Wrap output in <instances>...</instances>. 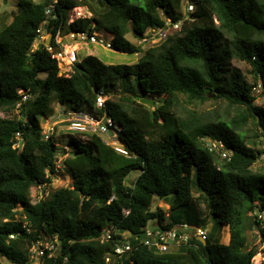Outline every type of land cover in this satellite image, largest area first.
Instances as JSON below:
<instances>
[{"label":"trees","instance_id":"trees-1","mask_svg":"<svg viewBox=\"0 0 264 264\" xmlns=\"http://www.w3.org/2000/svg\"><path fill=\"white\" fill-rule=\"evenodd\" d=\"M191 1L196 9L185 17L184 0H59L51 32L60 25L65 32L98 30L113 37V49L142 53L134 63L110 64L86 55L68 76L59 75L43 43L32 51L49 2L18 1L12 22L0 30V112L20 111L0 116V264L3 258L29 264L33 243L54 234L59 245L44 264H111L107 255L126 240L133 250L122 264H252L259 247L248 246L250 231L258 230L264 240L257 219L264 210V172L253 166L264 152L249 143L246 132L252 125L255 138L264 139V106L256 104L254 93L259 83L264 86V0ZM77 6H89L92 16L68 24L66 12ZM167 19L184 20L157 45L143 50L128 38L131 33L142 39L167 26ZM235 56L251 66L254 84L232 66ZM42 71H48L43 82ZM131 77L135 89L118 96L120 81ZM21 89L31 96L17 109ZM101 92L112 95L105 110L122 127L131 156L99 134L84 140L72 135L73 149L45 137L40 116L51 117L57 104L75 110L87 105L101 114L105 110L96 105ZM210 94L236 110L233 115L210 120L181 100L203 103ZM154 96L161 101L140 102ZM209 140L222 141L229 156L211 150ZM59 153L67 155L63 163L72 184L39 199V185L53 183ZM135 169L140 174L129 184ZM195 191L207 215L221 227L229 225L230 242L191 238L169 252L145 245L149 222L167 219L165 209L153 208L155 200L172 196L171 228L188 222L180 212L198 200ZM109 228L115 232L103 240Z\"/></svg>","mask_w":264,"mask_h":264},{"label":"built area","instance_id":"built-area-1","mask_svg":"<svg viewBox=\"0 0 264 264\" xmlns=\"http://www.w3.org/2000/svg\"><path fill=\"white\" fill-rule=\"evenodd\" d=\"M59 0H51L45 9L46 18L42 24L37 29V37L35 39L33 47L37 49L41 43L47 47V51L51 54L52 58L55 59L59 67V75L68 76L75 71V67L78 63H81L84 57L81 56L80 45L81 44H94L100 43L106 49H113L112 40L113 37L110 35L109 38L106 37L105 33L98 30L94 31H69L65 32L62 25L56 28L55 33L51 32L48 28L53 19H56V7ZM84 7L77 6L70 10H74L75 14L68 19V24L79 18L90 17L85 13ZM87 8V7H86ZM196 9L194 2L191 0H184V13L185 17ZM88 10V8H87ZM184 17V18H185ZM184 20V19H183ZM183 20L179 22H173L171 19H167V26L164 28H159L154 32H147L142 39H140V44H154L160 40L166 39L168 37L167 32L170 29L179 30L181 28ZM51 35V40L49 44H46L48 37ZM35 49L32 48V51ZM22 95V101L17 104V109H20L22 102L26 101L31 95H29L25 90H19ZM111 95L105 94L103 92L99 93L96 99V105L98 109L105 110L107 107V101ZM65 118L64 121L69 123L68 128L75 134H81L82 136H87V139L92 134H99L102 137L107 136V140L104 139L108 144L112 145L115 150L123 155L131 156L130 151L126 148L125 144L122 142V127L115 121V119L110 116L105 110L103 113L95 114L92 112H86L83 109H64L61 113ZM48 131L45 134L46 138L52 136V131ZM17 137L20 140L21 134L18 132ZM81 136L78 135V138ZM83 139V137H81ZM84 140V139H83ZM19 144V143H18ZM208 146L211 150H217L222 157H228L229 153L224 150V143L222 141L209 140ZM68 147V146H67ZM60 158V157H59ZM63 163V159L58 162L57 172L59 171V163ZM52 184L43 183L40 184L39 189V199H45L47 195V189ZM257 219L264 226V210L257 213ZM168 220L156 223L153 226L147 225L145 228L146 237L142 241L145 245L155 249L159 252H169L174 248L182 246L190 241L191 238H197L202 242H207L209 239V230L204 226L192 227L189 222H180L175 226L169 228L167 227ZM113 231L115 229L109 228L102 236L103 240H109L112 237ZM131 234H125V237H130ZM261 236V234H260ZM262 239V236H261ZM59 238L57 234L45 235L39 238L33 243L30 248V261L29 264H44L45 256H54L58 245ZM261 244L264 245V240L262 239ZM264 248V246H263ZM133 250V245L129 240L123 243H118L115 246V250L112 254H108L106 257L107 262L111 263L115 258L119 261L123 258L126 253ZM258 253V252H257ZM257 255V254H256ZM256 255L253 257L255 260ZM252 259V262H253ZM120 263H123L120 261ZM133 264V261L130 262ZM262 264V262L260 263Z\"/></svg>","mask_w":264,"mask_h":264},{"label":"rangeland","instance_id":"rangeland-1","mask_svg":"<svg viewBox=\"0 0 264 264\" xmlns=\"http://www.w3.org/2000/svg\"><path fill=\"white\" fill-rule=\"evenodd\" d=\"M18 1L19 0H0V30H1V28H3L4 25H7V24L12 22L14 16L18 12ZM37 1H39V2H43V1L50 2L51 0H37ZM86 7L88 8V10ZM86 7H84L85 13L87 15H91L92 12H91L89 6H86ZM66 13H67V16L69 19L75 14V11L69 9V10H67ZM176 31L177 30L170 29V30H168L167 35H171V34L175 33ZM109 36L110 35L106 34L107 38H109ZM128 38L132 42L136 43L137 45H141L143 50L148 48V44H146V45L144 43L140 44L139 43L140 39L135 38L131 33L128 34ZM158 43L159 42L154 43L152 45H157ZM33 49H35V48L33 47ZM80 52H81L82 57H85L86 55H90V54L95 55L98 58H100L102 61H104L105 63H108V64H110V63H134L142 55V53L130 54V53L120 52V51H117L115 49H106L100 43H94V44H89V45L81 44L80 45ZM232 66L239 68L241 70V72L243 73V75L247 78V80L250 83H252V84L255 83V78H254V74L251 71V66L247 62H245V61H243V60H241L235 56L232 59ZM47 76H48V71H42L39 74V78H40L41 82H43L47 78ZM134 81H135L134 77L129 78V80L126 81L125 83L120 81V83H119L120 85H119L118 91H117L118 96L129 93V91H131L132 89H135V87L133 85ZM123 88H125L126 92L121 91V90H123ZM254 93L257 97L256 104L260 105V106H264V86L261 83H259L257 86L254 87ZM113 94H115V93H113ZM111 96L109 98H111ZM159 97L161 98V96H154L153 99H155L156 102L159 103L161 101V99ZM181 100H182L184 106H187L188 108H190L192 110H198V111L202 112L210 120H217V118L219 116H225L230 111L232 114L236 111L234 109H230L228 107L226 101L220 100V99H215V95L210 96V98L203 103H196V104L195 103H188V102H184L182 98H181ZM69 107L63 106L60 104L55 105V113L51 117H48V118L40 116V122H41L43 131L45 134L48 133V131H50L51 129H53L52 130L53 131L52 136H54L57 139V141L60 142L59 143L60 146L66 147V149H73L75 147V143L72 140V135L75 138H78V135H79V136L83 137V139H87V136L84 137L81 134L77 135L75 133H72V131L68 128L69 123L64 121L65 117L61 113L64 109H70ZM83 110L86 112H92L87 105H85L83 107ZM19 113H20V111H18V110H13L11 112L2 111V112H0V116L1 117H13L15 115H19ZM246 135L248 136V138H250L251 141H249V143L251 145L256 146V149H260L261 151L264 152V139H262L260 137L255 138L252 125H249V127L247 128ZM103 138L106 140L108 139L107 136H103ZM253 140L256 142V144L252 143ZM18 143H20V141ZM67 145L69 147H67ZM59 156H60L59 159L61 161L67 155H63L62 153H59ZM59 165H60L59 171L55 174L52 185L47 189V195L49 193H51V191L53 189L55 190L57 188H60L63 186H65V187L70 186L72 184V179H73L72 174L66 170L64 163L60 162ZM253 169L255 171L264 172V153H262L260 155V159L254 164ZM139 172L140 171L138 169L133 170L126 179L127 183L131 184L138 177V175L140 174ZM195 196L198 197V200L194 201L195 204L192 202L188 206L189 209L186 212H184V211L180 212V214L183 216V220L188 221L192 225V227H197V226L206 227L209 230V241L210 242L217 241L222 237L221 242L227 244L228 240H229L228 239V233L230 230L229 225H225V226L221 227L219 224H217V222L215 221V219L213 217H211V216L209 217L207 215L208 210L206 208L203 196L202 195L200 196L199 193L196 191H195ZM171 201H172V196H169L167 200L157 198L155 200L153 208H156L157 206H161L163 209H165V211H166L165 217L168 219L169 218V212H170L169 203ZM155 223H156V220H151L149 222V226H153V224H155ZM226 239H228V240H226ZM260 242H262L260 232L256 229L250 231L248 246L251 247V246L256 245V247H259V251H258L257 255L262 253V258L259 261H255L253 259L252 264H260L261 262H262V264H264V248H263L264 245L261 244ZM113 259L114 260L111 262V264H118V258L115 257ZM123 261H124V259H123ZM3 262L5 264H11L10 262H8L4 258H3ZM120 264H122V263H120Z\"/></svg>","mask_w":264,"mask_h":264},{"label":"water","instance_id":"water-1","mask_svg":"<svg viewBox=\"0 0 264 264\" xmlns=\"http://www.w3.org/2000/svg\"><path fill=\"white\" fill-rule=\"evenodd\" d=\"M51 40V35L48 37V41L46 42V44H49ZM210 96H214V94H210ZM141 103L147 104V105H154L155 104V100L152 98H141L140 99Z\"/></svg>","mask_w":264,"mask_h":264},{"label":"bare ground","instance_id":"bare-ground-1","mask_svg":"<svg viewBox=\"0 0 264 264\" xmlns=\"http://www.w3.org/2000/svg\"><path fill=\"white\" fill-rule=\"evenodd\" d=\"M180 30V29H179ZM149 45L151 44H148V47ZM262 258V253L258 254L256 257H255V261H259L260 259Z\"/></svg>","mask_w":264,"mask_h":264},{"label":"crops","instance_id":"crops-1","mask_svg":"<svg viewBox=\"0 0 264 264\" xmlns=\"http://www.w3.org/2000/svg\"><path fill=\"white\" fill-rule=\"evenodd\" d=\"M225 226V225H224ZM221 240H222V237H221ZM229 241H230V230H229V240H228V243H229Z\"/></svg>","mask_w":264,"mask_h":264}]
</instances>
